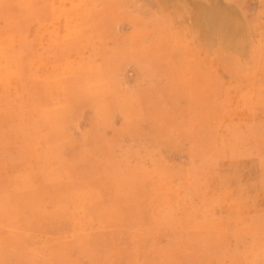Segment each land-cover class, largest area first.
<instances>
[{
  "label": "rangeland",
  "instance_id": "obj_1",
  "mask_svg": "<svg viewBox=\"0 0 264 264\" xmlns=\"http://www.w3.org/2000/svg\"><path fill=\"white\" fill-rule=\"evenodd\" d=\"M183 2L190 10L204 4L170 0L168 8L185 9ZM47 5L86 9L90 15L71 26L66 20L69 31L49 30L42 24L63 17L43 16ZM190 57L168 18L136 15L128 0H0V135L9 146L19 137L81 135L79 124L72 132L68 123L86 108L97 118L83 126L82 135L99 136L106 154L97 158L94 176L41 174L43 157L14 161L10 173L0 177V217L23 216L25 232L46 235L64 230L70 217H103L108 224L89 227L117 231L121 248L114 257L120 264H264V126L250 130L248 143L239 134L225 135L227 115L235 107H264V94H240L248 85L264 93L258 76L264 63L248 64L247 80L240 78L244 65L219 64V78L209 81ZM135 68L154 78L149 100L154 119L160 117L156 105H175L182 90L191 94L190 122L180 142L177 134L167 138L163 177L160 161L131 149L130 129L110 124L118 110L121 119L128 118L134 105ZM91 156H85L89 170ZM7 235L8 241L16 239ZM3 246L0 240V251ZM71 246L35 249L23 259L88 264L87 253L82 259ZM89 259V264H108L114 258Z\"/></svg>",
  "mask_w": 264,
  "mask_h": 264
},
{
  "label": "crops",
  "instance_id": "obj_2",
  "mask_svg": "<svg viewBox=\"0 0 264 264\" xmlns=\"http://www.w3.org/2000/svg\"><path fill=\"white\" fill-rule=\"evenodd\" d=\"M200 1H203L204 4L194 6L191 10L185 2L181 4L185 9L179 7L171 10L168 8L170 0H128V3L130 11L145 17V19L157 14L168 18L170 29L182 39L191 54L190 59L197 66V71L202 72L209 81H216L219 78L217 75L219 64L229 63L237 66L244 65L240 78L247 80L250 74L244 68H248V64L264 63V0ZM250 2L252 3L250 4ZM144 4L151 6L146 8ZM66 6L57 8L47 5L41 12L43 16L59 15L63 18H56L55 23H43L42 26L47 25L49 30L54 28L57 31H62L61 29L69 31L71 30L70 26L79 17L86 19L85 21L88 20L90 12H87L86 9ZM66 20L70 21V26L64 23ZM130 25L132 24L130 23ZM1 31H4V28L1 27ZM190 35H193L192 39L189 38ZM253 40L256 41L252 42ZM50 47L46 48V52L48 53V61L52 62L49 51L52 52L53 49ZM137 71L142 75L138 76ZM143 71L146 70L135 68L136 73L130 83V88L133 89L131 96L134 105L129 114L126 115L128 118L121 119L122 113L118 110L111 116L110 121L112 123L110 124L114 127H128L130 129L128 143L131 149L135 153L144 152L145 158L151 162L154 159L156 162L160 161L159 166L163 177L164 174H168L169 149L165 146L168 142L167 138L172 136L175 138V134H177L178 138L175 141L177 144L180 142V133L190 122L189 100L191 94L182 90L175 105H156L160 117L154 119L152 117L153 110L149 104L150 88L154 84V78L146 72L143 73ZM260 75L264 80L263 71L258 73V76ZM208 88L210 92L212 86L208 84ZM260 91L259 88L256 87L255 89L254 86L248 85L242 87L240 94L242 96H262L264 93ZM195 94L197 96L199 92ZM262 109L264 107L261 105L251 109L247 104L242 103L235 107L234 111L231 109L230 112L232 111V113L227 115L225 124L230 130H226L225 135L230 139V136L239 134L240 138L242 137L241 142L248 143L250 130H258L259 127L264 126L262 125L264 122ZM88 110L86 108L80 109L81 112L78 116H72L68 123L69 130L72 132H74L73 125L79 124L81 135L75 133L64 138L54 135H39L33 138L19 137L12 142V146L8 145L7 137L0 135V177L10 173L9 167L14 164V161L15 163H23V161L31 160L33 157L45 158V162L42 163L43 167L40 169L41 174L51 176L97 175V169H99L96 165L97 158L104 159L106 154L99 144V136L96 139L95 137L88 139V136L82 135V132L87 130L83 126L87 125L89 120L97 118V115L89 116ZM2 133L3 131H1ZM113 142H116L115 139ZM90 155H94L91 156V170L87 168L85 163V156H88L89 159ZM46 168L49 170L48 172L44 171ZM93 205H98V202H94ZM78 206L88 208L89 205L79 203ZM25 220L26 218L23 216L0 217V230L6 231L4 236L3 234L0 235L2 245L4 244L1 248L2 251H0V264H26L23 257L30 255L31 251H35V249L45 251L62 243L65 246L72 244L71 248L78 250L76 256H81L82 259L87 253L86 261L88 264L90 262L89 255L93 256V261H98L101 258L102 261L106 255H112L114 259L108 264H120L118 259L114 257L118 256L121 248L120 242H118L120 240L116 239L117 231H105L101 227L95 226L89 227V224H108L109 222H106L103 217L94 215L70 217L64 230L54 235L25 232L27 230ZM7 234H10L11 237L16 236V239L8 241L5 239ZM15 240L16 242H14ZM41 242L44 243L41 244ZM72 255H74L73 251Z\"/></svg>",
  "mask_w": 264,
  "mask_h": 264
}]
</instances>
